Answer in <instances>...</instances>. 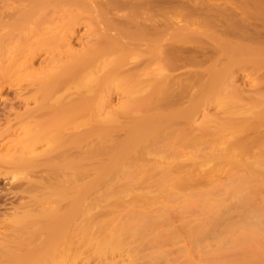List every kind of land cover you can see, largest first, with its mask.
I'll use <instances>...</instances> for the list:
<instances>
[{
	"label": "rangeland",
	"instance_id": "rangeland-1",
	"mask_svg": "<svg viewBox=\"0 0 264 264\" xmlns=\"http://www.w3.org/2000/svg\"><path fill=\"white\" fill-rule=\"evenodd\" d=\"M44 1L0 0V233L18 207L81 200L78 264H264V0ZM48 67L74 70L53 96L79 113L53 152L25 144ZM109 234L120 250L92 259Z\"/></svg>",
	"mask_w": 264,
	"mask_h": 264
},
{
	"label": "bare ground",
	"instance_id": "bare-ground-1",
	"mask_svg": "<svg viewBox=\"0 0 264 264\" xmlns=\"http://www.w3.org/2000/svg\"><path fill=\"white\" fill-rule=\"evenodd\" d=\"M75 1V4H77L78 5V3H82L81 2V0H73V2ZM14 2V1H13ZM45 3H44V5H46V6H48V5H51L53 2H54V4L56 3L58 6H60V4L63 6L65 3H68V4H71V0H45L44 1ZM12 3V2H11ZM15 4V3H14ZM37 4V3H36ZM43 4V3H42ZM54 4H52L53 6H54ZM11 5V4H10ZM57 5H55L56 7H58ZM33 6H35V5H33ZM39 7V6H38ZM35 9V8H34ZM33 10V9H32ZM32 10H31V13L29 12V10L27 11V12H29L30 14H33L32 13ZM35 10H37V7H36V9ZM34 10V11H35ZM38 10H39V8H38ZM39 12V11H38ZM94 12V11H93ZM28 14V13H27ZM88 14H90V12L88 13ZM103 14H104V12H103ZM26 15V14H25ZM24 15V16H25ZM29 15V14H28ZM23 16V15H22ZM31 16V15H30ZM29 16V17H30ZM33 16V15H32ZM32 16H31V18H32ZM26 17V16H25ZM80 18V17H79ZM79 18L77 19H75V22L76 21H78L79 20ZM22 19L23 18H21L20 20H21V22L20 23H22L23 24V22H22ZM92 19V18H91ZM24 20H27V19H24ZM23 20V21H24ZM73 20H74V18H73ZM95 20V19H94ZM35 21V20H34ZM71 22V21H70ZM73 22V21H72ZM71 22V23H72ZM91 22V21H90ZM25 23H26V21H25ZM37 23V22H36ZM70 23V24H71ZM77 23V22H76ZM93 23H95V22H93ZM97 23V22H96ZM95 23V24H96ZM20 29V28H19ZM3 31H5V30H3ZM24 31V30H23ZM74 32V31H73ZM5 33V32H4ZM9 33H12V31L11 32H8V34ZM23 34L22 35H24L25 34V32H22ZM75 33V32H74ZM6 34H7V32H6ZM68 34H69V32H68ZM5 35V34H4ZM11 35V34H10ZM13 35V34H12ZM67 35V34H66ZM70 35V34H69ZM2 36V35H1ZM26 36V35H25ZM28 36V35H27ZM27 36H26V39H27ZM68 36V35H67ZM67 36H66V38H67ZM71 36H72V32H71ZM73 36H74V34H73ZM5 37H7V36H5ZM24 37V36H23ZM23 37H21V38H23ZM57 37V36H56ZM64 35H62V40H64ZM2 38L3 37H1L0 38V40H2ZM13 38V37H12ZM69 39V38H68ZM68 39L65 41V42H69L68 41ZM5 40H6V38H5ZM5 40H3V41H5ZM13 40H14V38H13ZM28 40H29V38H28ZM54 40V39H53ZM7 41V40H6ZM22 41V40H21ZM24 41V40H23ZM22 41V42H23ZM0 42H2V41H0ZM27 42V41H26ZM47 42L48 41H46V42H40L38 45H37V47L40 49V47H41V49H43V47L44 46H47L48 47V45H46L47 44ZM64 42V43H65ZM1 44V43H0ZM6 44V43H5ZM50 45V44H49ZM56 45V44H55ZM2 46V45H1ZM5 46V45H4ZM3 46V47H4ZM7 47H8V44L6 45ZM21 46V45H20ZM12 47V46H11ZM5 48V47H4ZM36 48V47H35ZM1 49H2V47H1ZM1 49H0V53L2 52L1 51ZM44 49H45V47H44ZM10 50V49H9ZM9 50H8V52H9ZM4 51V50H3ZM71 51H73V50H71ZM3 53V52H2ZM10 53V52H9ZM90 53V52H89ZM5 54V53H4ZM6 54H8L7 52H6ZM79 54V53H78ZM73 55H74V53H73ZM72 55V56H73ZM81 55V54H80ZM87 55H90V54H88L87 53ZM92 55V54H91ZM90 55V56H91ZM86 56V55H85ZM33 57V56H32ZM89 57V56H88ZM88 57H84L83 58V60L80 62V61H78L79 63H81V66H84V65H87L88 63H89V59L91 60V58H88ZM72 58V57H71ZM33 59V58H32ZM2 60V59H1ZM76 60V59H75ZM77 60H78V58H77ZM4 61V60H3ZM12 61V60H11ZM30 59H29V62H27V63H30ZM73 62L74 61H72L71 60V62L70 63H68V65L67 66H69V67H66V68H69L70 69V67H72V69H74V67L73 66H71L72 64H73ZM93 62V61H92ZM31 63H33V60L31 61ZM31 63H30V65H31ZM25 64V63H24ZM77 64V63H76ZM61 65V64H60ZM56 66H58V65H56ZM55 66V67H56ZM62 66V65H61ZM88 66H89V64H88ZM29 67V66H28ZM32 67V66H31ZM34 68V67H33ZM47 67H43V69H45V70H47L46 69ZM49 69H48V71H47V74L44 72V70H43V72H42V69L40 70L39 68H38V70H40L42 73H44L43 75L44 76H42V73H41V75L40 76H36L37 78H35L36 80V82H38V84H36V85H41L40 87H42V89H40V87L38 88V90L37 91H34L33 92V98L34 97H36V98H38L39 99V97L41 96L42 98H41V100H42V102L38 105V107H36L35 109H33V110H31L30 109V111H28L27 112V115H24V117L25 116H27V118H29L31 121H34L33 119H34V117L36 118V116H37V118H38V116L40 115L41 117L40 118H42V121H40L39 123L37 122H35L34 123V130H35V127H38V129H36L35 131L33 130L32 132H31V130H27V132L28 131H30L31 132V134L30 135H28V133H27V136H30V137H28L27 138V140L25 141L26 143V148L28 149L29 147V149H31V148H33V147H36V146H38V145H40L41 146V144L44 142V144H46L45 142H47V141H45V140H47V139H44V137L46 136V137H48V140H49V142L52 140V144H50L51 146H49L48 147V149L51 151L52 150V152L57 148V147H62L61 149H63V146H67V147H69L71 144H73V142L72 141H74V140H72L71 142H70V140H69V137H67L66 136V134L64 135L63 133V129L65 130L66 128L68 129L69 128V130H70V125H71V123L73 122V120H74V118H75V116L77 117V114L76 113H78L77 111H76V109H78L77 107H76V109H75V107H73L71 104V101L70 100H66L67 102H65L64 101V95H59L58 97H54L53 95L55 94V93H57L58 92V86L60 87V85L61 86H63L62 84H61V82H58V81H64V79L63 78H60V79H62V80H59V77L60 76H63L62 75V73H61V69L62 68H60V69H57L56 68V70H55V72H53V68H51V70H50V67H48ZM64 68V67H63ZM76 68V67H75ZM85 68V67H84ZM65 69V68H64ZM80 69V68H79ZM5 71H6V69H4ZM30 70V69H29ZM77 70H78V68H77ZM80 70H82V69H80ZM80 70H78V71H80ZM4 71V72H5ZM39 71V72H40ZM68 71V70H67ZM66 70H65V73L67 72ZM72 71V70H71ZM71 71H70V74L68 75V76H72L73 74H74V70H73V73L71 74ZM76 71V70H75ZM77 71V72H78ZM2 72V71H1ZM3 72V73H4ZM7 72V71H6ZM11 72V71H10ZM36 72V71H35ZM31 73V74H33L34 76H35V74L36 73ZM77 72H75V73H77ZM3 73H1L2 74V76H0L1 78L3 77V78H5V79H7V77L9 76V75H11V74H9V75H7V73H5V74H3ZM67 73H69V72H67ZM66 73V74H67ZM12 74H15V73H12ZM4 75H6L7 77H5ZM39 75V74H38ZM77 75V74H76ZM14 76V75H13ZM67 76V78L65 79L66 80V82H68V78H69V80H71V78L70 77H68ZM79 76V75H78ZM75 77V76H74ZM74 77H72V78H74ZM1 78H0V80H1ZM14 79V77H12V75H11V77H10V79ZM31 78V77H30ZM77 78V77H76ZM9 79V80H10ZM38 79V80H37ZM109 79V78H108ZM20 80V79H19ZM18 80V81H19ZM31 80V79H30ZM72 80H74V79H72ZM107 80V78L104 80V82ZM2 82L3 81H5L4 79L3 80H1ZM32 81V80H31ZM33 82L34 84L33 85H35V83L36 82ZM108 81H110V80H108ZM22 82V81H21ZM6 83V82H5ZM9 82H7V84H8ZM108 83V82H107ZM111 83V82H110ZM4 84V83H3ZM2 83H1V85H3ZM66 84V83H65ZM104 84V83H103ZM106 84V83H105ZM109 84V83H108ZM5 85V84H4ZM108 86V85H107ZM109 87V86H108ZM61 88V87H60ZM40 95V96H39ZM56 95V94H55ZM55 99H54V98ZM50 99H52L50 102L51 103H49L48 102V100H50ZM69 99V98H68ZM85 99V98H84ZM73 101V100H72ZM85 101V100H84ZM83 101V102H84ZM87 101V100H86ZM91 101V100H90ZM93 101V100H92ZM65 102V103H64ZM85 103V102H84ZM84 103H82V104H80L81 105V107L80 108H82V105H83V107H85L86 108V105H84ZM88 103V102H87ZM90 104V103H89ZM79 105V106H80ZM81 110V109H80ZM25 114V113H24ZM79 114V113H78ZM83 114V113H82ZM21 116H22V114H21ZM20 116V117H21ZM19 117V116H18ZM20 117H19V119H20ZM27 118H25V120L27 119ZM10 119V118H9ZM21 119H22V117H21ZM29 121V120H28ZM28 121H26V123L28 122ZM39 121V120H38ZM9 123V122H8ZM10 123H11V121H10ZM9 123V127L12 125V127H13V124H10ZM29 124H30V121L28 122ZM31 124H32V122H31ZM38 124V125H37ZM74 124H76V123H74ZM39 126H41V128L39 127ZM72 126H73V123H72ZM12 127H10V129H8V130H10L11 131V129H12ZM20 127V126H19ZM28 127V126H27ZM8 128V127H7ZM30 129H31V127H29ZM16 129V128H15ZM23 129V128H22ZM21 129V130H22ZM25 129V128H24ZM28 129V128H27ZM80 130V129H79ZM23 131V130H22ZM68 131V130H67ZM59 132V133H58ZM60 132H63L62 134L60 133ZM69 132V131H68ZM78 132V131H77ZM84 132V131H83ZM3 133V132H2ZM4 134V133H3ZM58 134H60V137L58 138V136H56L57 138H54L55 137V135H58ZM69 135H70V133H68ZM67 134V135H68ZM2 136V135H1ZM0 136V137H1ZM74 136V135H73ZM81 137H82V135H81ZM86 138V137H85ZM22 139V138H21ZM25 139H26V136H25ZM72 139V138H71ZM84 139V137H82V139L81 140H83ZM1 140V139H0ZM18 143V142H17ZM16 143V144H17ZM75 143V142H74ZM48 144V145H49ZM75 145V144H74ZM74 145H71V146H74ZM18 146V145H17ZM21 146H23V144L21 145ZM70 146V147H71ZM24 147H25V145H24ZM39 147V146H38ZM46 147V146H45ZM66 147V148H67ZM18 148V147H17ZM76 148V147H75ZM85 148V147H84ZM47 149V150H48ZM67 150V149H66ZM65 150V151H66ZM29 151V150H28ZM55 154V153H54ZM59 154V153H58ZM39 155V154H38ZM45 155H46V152H45ZM44 155V156H45ZM53 155V154H52ZM60 155V154H59ZM26 156V155H25ZM58 156V155H57ZM65 156V155H64ZM40 157H41V155H40ZM39 157V158H40ZM48 157L49 158H51L52 159V156H49L48 155ZM60 157H61V155H60ZM38 157H35V158H29L30 160L32 159V163L35 161V163H36V160L38 161V159H37ZM42 158V157H41ZM44 158V157H43ZM55 158V157H54ZM66 158H68V157H66ZM4 159V158H3ZM7 159V158H6ZM15 159V158H14ZM21 159V158H20ZM27 159V158H26ZM60 159V158H59ZM69 159V158H68ZM12 160V159H11ZM19 160V159H18ZM22 160H23V158H22ZM34 160V161H33ZM54 160V159H53ZM61 160V159H60ZM66 160V159H65ZM13 161V160H12ZM11 161V162H12ZM17 161V160H16ZM46 161H49L48 159H46ZM57 161H59V160H56V162ZM22 162V161H21ZM21 162H19V163H21ZM23 162H27L28 164H29V160L27 159L26 161H23ZM22 162V163H23ZM41 162H43V161H41ZM52 162H55V160L54 161H52ZM62 162V161H61ZM32 163H30V165L32 166V165H34V164H32ZM38 163H40V160H39V162ZM59 163H60V161H59ZM66 163V162H65ZM13 164V163H12ZM24 164V163H23ZM22 164V165H23ZM26 164V163H25ZM24 164V165H25ZM43 164V163H42ZM50 164H51V162H50ZM55 164V163H54ZM37 165V164H36ZM71 165H73V164H71ZM14 166V165H13ZM12 166V167H13ZM31 166H29V165H27V167L29 168H31ZM44 166H46V165H44ZM60 165H58V167H59ZM16 167V166H15ZM15 167H14V169H15ZM17 167H19L18 165H17ZM20 167H23V166H21V164H20ZM26 167V166H25ZM39 167V166H38ZM37 167V168H38ZM57 167V166H56ZM67 167V166H66ZM24 168V167H23ZM49 168H52V167H49ZM61 168V167H60ZM19 169V168H18ZM33 169H35V168H33ZM55 169V168H54ZM18 171V170H17ZM30 171H32V170H30ZM26 172H27V170H26ZM38 176V175H37ZM42 176H44V175H42ZM31 177V176H30ZM37 178V177H36ZM42 178V177H41ZM44 178V177H43ZM34 179V178H33ZM37 179H35V181H36ZM39 180V179H38ZM37 180V181H38ZM28 181V180H27ZM41 181V180H40ZM29 182H31L30 180H29ZM33 182V181H32ZM31 182V183H32ZM30 183V184H31ZM40 183V182H39ZM42 183H43V181H42ZM33 184V183H32ZM29 186V185H28ZM44 186V185H43ZM34 187H36V186H34ZM42 187V186H41ZM28 188V187H27ZM39 188V187H38ZM34 190V189H33ZM39 190V189H38ZM43 190V189H42ZM27 193V192H26ZM37 193V192H36ZM29 194H32L30 197H32L34 194L33 193H29ZM37 195V194H36ZM28 196V195H27ZM35 197H37V196H34V198ZM34 198H32L33 200H34ZM39 198V197H38ZM30 199V198H29ZM31 199V200H32ZM37 200V199H36ZM39 201H40V199H39ZM38 201V202H39ZM45 201V200H44ZM80 202H81V200H79ZM79 201H75V202H73L72 204H71V202H70V204L68 205V203H67V207L65 208V207H61V205L63 204L64 205V203H59L60 204V207H59V205H58V207H54V205H55V201L53 200H50L49 202H50V204H54V205H51V208L50 209H48V207H44L42 210H38V209H34L33 208V206L31 207L30 205H28V206H24V207H22V208H24V209H22V208H20V207H18V208H16V210H14V215H15V218L13 217L12 219L14 220V221H10L9 219H6V221L7 220H9L10 221V223L12 224L11 225V227L9 228H7L6 230H8V231H5L4 233H0V264H78L79 263V261L81 260L80 258H82V261H83V257L82 256H84V254H86V251H88L87 250V244H88V242H86L87 241V237H90L89 235H86V233H87V231H89L86 227V232H84L85 234H83V238L82 239H80L79 237H78V235L77 234H79V233H77V234H73V233H71L72 231H73V228H72V225H73V223H74V221H75V219L77 218V209L80 207V203H79ZM63 202V201H62ZM22 203V202H21ZM41 203V202H40ZM46 203V202H45ZM57 203V202H56ZM26 204H28V203H26ZM42 204V203H41ZM22 206H23V204H21ZM25 205V204H24ZM33 205V204H32ZM56 206V205H55ZM64 206H66V205H64ZM37 207V206H36ZM40 208V207H39ZM85 209V208H84ZM80 211V210H79ZM85 211V210H84ZM85 213V212H84ZM78 214L80 215V213L78 212ZM84 216H85V214H84ZM6 218V217H5ZM8 218V217H7ZM2 219H4V218H2ZM9 221H7L6 223H7V225H9L8 223H9ZM80 221V220H79ZM84 223H85V221H84ZM87 223V222H86ZM86 223H85V225H86ZM83 224V223H82ZM6 225V224H5ZM6 225V226H7ZM81 225V224H80ZM10 226V225H9ZM83 226H84V224H83ZM2 227V226H1ZM35 227V228H34ZM79 227V226H78ZM82 227V226H81ZM80 227V228H81ZM88 227V226H87ZM3 228V227H2ZM34 228V229H33ZM72 228V229H71ZM76 228V227H75ZM74 228V230H78V229H80V228H76L75 229ZM4 229V228H3ZM3 229H0V230H2L3 231ZM82 229V228H81ZM72 230V231H71ZM77 230H76V232H77ZM83 231V230H82ZM78 232H80L79 230H78ZM80 234H81V232H80ZM89 234V233H88ZM110 235V234H109ZM107 236V235H105L104 236V238H102V239H100V240H95L94 238V240L93 241H96L95 243H97V241H99L98 243H97V246H95V245H93L94 247H96V250L94 251V249L92 248V255L94 254V253H96V255H98L97 257H94V258H92V259H95V258H99L100 256L99 255H101L102 257V260H103V256L104 255H106V253H107V250L109 249V251H110V248L112 247V246H115V249H118L119 248V250H120V239H115V237L113 236V235H115V234H111L110 236ZM80 236V235H79ZM86 236V237H85ZM96 236V235H95ZM98 236V235H97ZM102 236V235H101ZM100 236V237H101ZM107 236V237H106ZM120 236V235H119ZM99 237V236H98ZM90 239V238H89ZM98 239V238H97ZM91 242V241H90ZM90 242H89V244L88 245H90ZM92 247V245L90 246V248ZM89 248V247H88ZM112 249V248H111ZM91 251V250H90ZM93 251H94V253H93ZM109 251H108V253H107V257H108V254H110L109 253ZM111 252V251H110ZM91 256V255H90ZM85 257V256H84ZM87 257V256H86ZM106 257V258H107ZM106 258H105V260H106ZM80 259V260H79ZM100 259V258H99ZM84 261H85V259H84ZM89 261H90V259H87V264H89ZM101 261V260H100ZM91 262V261H90ZM85 263V264H86ZM106 263V262H105ZM82 264V263H81ZM104 264V263H103ZM106 264H108V263H106Z\"/></svg>",
	"mask_w": 264,
	"mask_h": 264
}]
</instances>
